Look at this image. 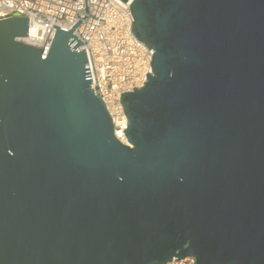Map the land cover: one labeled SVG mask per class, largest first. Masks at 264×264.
<instances>
[{
  "label": "water",
  "instance_id": "water-1",
  "mask_svg": "<svg viewBox=\"0 0 264 264\" xmlns=\"http://www.w3.org/2000/svg\"><path fill=\"white\" fill-rule=\"evenodd\" d=\"M124 1L155 49L128 143L81 20L0 18V264H264V0Z\"/></svg>",
  "mask_w": 264,
  "mask_h": 264
},
{
  "label": "built area",
  "instance_id": "built-area-1",
  "mask_svg": "<svg viewBox=\"0 0 264 264\" xmlns=\"http://www.w3.org/2000/svg\"><path fill=\"white\" fill-rule=\"evenodd\" d=\"M0 0V18L22 15L29 18L30 30L35 27L38 47H44L53 26L72 28L84 43L95 92L104 100L115 125L127 117L120 101L121 93L141 88L147 73H153L152 52L132 32L134 17L131 1L87 0ZM28 34V35H29ZM128 121V120H127ZM178 259V258H176ZM165 264H196L194 257H185Z\"/></svg>",
  "mask_w": 264,
  "mask_h": 264
},
{
  "label": "bare ground",
  "instance_id": "bare-ground-1",
  "mask_svg": "<svg viewBox=\"0 0 264 264\" xmlns=\"http://www.w3.org/2000/svg\"><path fill=\"white\" fill-rule=\"evenodd\" d=\"M38 38L39 37H38V34L36 32V29H35V27L32 26V28L30 30V34L25 38H21V40L24 42H27L29 44L39 46V43L37 41ZM127 123H128L127 117H124L122 119H118V121H117L116 134L123 142H128L126 134L123 131L127 128Z\"/></svg>",
  "mask_w": 264,
  "mask_h": 264
},
{
  "label": "rangeland",
  "instance_id": "rangeland-1",
  "mask_svg": "<svg viewBox=\"0 0 264 264\" xmlns=\"http://www.w3.org/2000/svg\"><path fill=\"white\" fill-rule=\"evenodd\" d=\"M126 143H128V142H126Z\"/></svg>",
  "mask_w": 264,
  "mask_h": 264
}]
</instances>
